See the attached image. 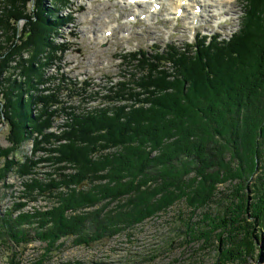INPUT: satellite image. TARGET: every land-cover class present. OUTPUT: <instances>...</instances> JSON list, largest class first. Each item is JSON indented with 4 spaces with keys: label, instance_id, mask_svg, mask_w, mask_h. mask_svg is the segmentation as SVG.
<instances>
[{
    "label": "trees",
    "instance_id": "16d2710c",
    "mask_svg": "<svg viewBox=\"0 0 264 264\" xmlns=\"http://www.w3.org/2000/svg\"><path fill=\"white\" fill-rule=\"evenodd\" d=\"M50 2L46 10L44 0H0V123L9 126L0 183L14 172L26 200L1 217L0 235L45 243L43 264L62 239L90 246L179 202L213 204L217 212L204 216L215 232V264L262 254L264 0L245 1L228 37L200 34L192 44L123 56L134 70L102 98L89 83L77 89L45 77L68 0ZM30 139L32 154L15 159ZM44 164L51 168L40 178ZM227 184L230 196L219 191ZM38 197L50 205L23 211Z\"/></svg>",
    "mask_w": 264,
    "mask_h": 264
},
{
    "label": "rangeland",
    "instance_id": "374dc122",
    "mask_svg": "<svg viewBox=\"0 0 264 264\" xmlns=\"http://www.w3.org/2000/svg\"><path fill=\"white\" fill-rule=\"evenodd\" d=\"M245 1L236 0L230 9L226 4L225 10L229 11L225 15L211 5L193 22L190 15H176L166 3L158 5L156 14L146 20L137 16L150 14L147 4L139 8L134 4L126 5L125 0H68L58 17L63 22L50 38L56 50L45 77L58 79L55 72L60 70L65 78L67 74L73 80L96 83L98 91L106 93L114 84L104 89L107 87L105 83L109 85L110 81L116 80L113 83L118 84L121 73L125 75L134 70L135 64L126 61L123 55L142 50L152 54L155 49H165L170 43L178 46L192 44L200 34L228 37L241 24L247 5ZM43 5L46 10L52 9L50 0H44ZM33 7L32 2L27 5L29 13ZM139 9L141 14L137 13ZM254 12L257 14L256 9ZM47 18L55 21V15L51 17L50 14ZM25 24V20L19 21L18 30H23ZM110 28H113L112 35L102 41L98 39ZM61 46L63 49L59 48ZM62 67H66L63 72ZM8 133L9 126L0 123V149L9 146ZM33 146V140H27L14 158L23 160L30 156ZM3 166L4 160L0 158V168ZM50 168L47 164L42 165V174L38 177L43 178V173ZM230 189L228 184L219 187L221 193H227L226 196H230ZM23 190V181L14 172L0 183V224L1 217L13 210L17 203L26 201ZM49 205L47 197H38L36 201L28 202L23 211L31 212L34 208ZM207 211L214 216L217 208L212 204L208 209L195 210L179 202L133 229L93 242L90 246H76L73 238H65L60 241L61 247L46 254L43 264H215L219 251L212 242L215 235L213 224L204 216ZM199 229L208 235V240ZM259 243L263 245L262 241ZM46 251L45 243L35 241L18 245L0 235V264H36ZM246 264H264V252L248 258Z\"/></svg>",
    "mask_w": 264,
    "mask_h": 264
},
{
    "label": "bare ground",
    "instance_id": "6f19581e",
    "mask_svg": "<svg viewBox=\"0 0 264 264\" xmlns=\"http://www.w3.org/2000/svg\"><path fill=\"white\" fill-rule=\"evenodd\" d=\"M148 2H147V5H148L147 7L150 9V14L149 15L143 14L141 16L138 15L137 17H144L146 20H148L150 16H153L156 14L158 5L162 6V4L166 3L168 7H170V9L173 12H175L176 15H182V16L190 15L191 20L195 22L198 20L200 14L205 13L207 11V8L210 7L211 5H215L217 7L216 10L220 14L224 13L225 15V13L229 11V10H225L226 4L229 5V9L233 8V3H235L236 0H149ZM125 4L129 5V4H132V2L130 0H127V1L125 0ZM133 4L139 8L146 7L145 6L146 3L144 2V0H138L137 2ZM137 11H138L137 12L138 14L141 12L140 9ZM112 31H113V28H110L107 32L105 33L102 32L103 34L101 36H98V39H100L101 41L107 39L106 37L109 34H111ZM64 69H66V67H64ZM64 69L62 67V71H64Z\"/></svg>",
    "mask_w": 264,
    "mask_h": 264
},
{
    "label": "built area",
    "instance_id": "2783aa9c",
    "mask_svg": "<svg viewBox=\"0 0 264 264\" xmlns=\"http://www.w3.org/2000/svg\"><path fill=\"white\" fill-rule=\"evenodd\" d=\"M56 69L58 70V68H56ZM58 72L59 73H56V74L58 75L57 78H58L59 82H62V83L64 82L66 85L73 84V86L75 85L77 88L84 85V80L83 81L73 80L71 78H68L69 75H67V74L65 75L66 76V78H65L64 73H61L60 70H58ZM93 91H94V89L92 88L90 92H93Z\"/></svg>",
    "mask_w": 264,
    "mask_h": 264
}]
</instances>
